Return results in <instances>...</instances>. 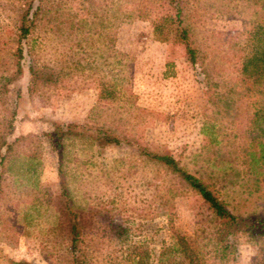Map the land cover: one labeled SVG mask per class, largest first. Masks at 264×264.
I'll list each match as a JSON object with an SVG mask.
<instances>
[{
  "label": "rangeland",
  "instance_id": "obj_1",
  "mask_svg": "<svg viewBox=\"0 0 264 264\" xmlns=\"http://www.w3.org/2000/svg\"><path fill=\"white\" fill-rule=\"evenodd\" d=\"M35 3L0 0V139L21 137L0 162V264H68V223L84 264L152 262L174 237L195 243L198 264H253L258 244L243 235L232 260L214 258L206 205L140 151L171 156L230 214L264 215L243 155L262 97L242 98L238 73L264 0H180L193 63L171 36L153 38L161 0H44L18 38ZM143 7L148 20L126 16ZM30 68L44 73L36 90ZM102 85H114L113 100L99 99ZM66 125L77 138H60ZM103 134L119 144L101 145Z\"/></svg>",
  "mask_w": 264,
  "mask_h": 264
},
{
  "label": "trees",
  "instance_id": "obj_2",
  "mask_svg": "<svg viewBox=\"0 0 264 264\" xmlns=\"http://www.w3.org/2000/svg\"><path fill=\"white\" fill-rule=\"evenodd\" d=\"M35 0H30V3ZM164 7L159 11V15L151 21V32L153 38L158 42L166 41L170 36L175 41L183 44L185 54L191 63L194 62V51L187 43V29L181 26L179 19L181 8L180 0H161ZM44 0H36L35 6H29L19 15V26L17 27L18 38H26L43 14ZM150 11L147 9H133L126 16L137 20H148ZM130 18V19H131ZM250 45L246 54L239 61L238 73L241 77L240 95L242 98L248 97L250 93H256L262 97L261 102L255 105L249 121V148L244 150V164L246 172L254 179V185L262 183L260 189L264 191V21L257 23L251 31ZM18 55L21 53L20 47L17 48ZM30 85L36 90L43 82V72L37 68H30ZM114 85H102L98 91L99 99L111 101L115 98ZM61 131L60 138H77L78 135L71 134L75 131L73 125L57 127ZM21 137L7 142L5 137L0 139V162L4 158L12 155L14 147ZM101 145H117L116 138L101 135ZM58 145V144H57ZM2 150V152H1ZM148 160L154 161L173 174L191 192H193L203 204L206 205L216 221L218 234L213 243L212 253L214 258L220 262L232 260L236 253L237 235H243L249 242L258 244L253 259V264H264V215L250 214L245 217L234 216L228 212L225 205L198 178L180 168L176 161L169 155L149 153L140 151ZM27 170H33L32 167ZM257 188L256 190H258ZM61 196L66 197L64 190ZM65 202L64 206L68 208ZM69 235L70 245L67 249L69 253L68 264H84L81 252L76 247L77 233L75 225L68 223L66 231ZM125 229L115 228L113 237L124 242ZM221 234H223L221 236ZM195 243L183 237H174L172 243L161 245L155 261L143 262L138 259H131L130 264H198V257L195 251ZM231 258V259H230Z\"/></svg>",
  "mask_w": 264,
  "mask_h": 264
}]
</instances>
